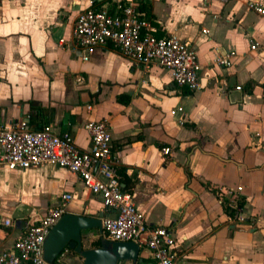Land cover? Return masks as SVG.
I'll use <instances>...</instances> for the list:
<instances>
[{"label": "crops", "instance_id": "obj_1", "mask_svg": "<svg viewBox=\"0 0 264 264\" xmlns=\"http://www.w3.org/2000/svg\"><path fill=\"white\" fill-rule=\"evenodd\" d=\"M110 1L0 0V123L30 114L31 126L50 123L87 149L84 123L104 117L125 174L121 186L148 223L171 228L176 264H264V16L248 0H140L153 34L176 33L196 49L200 87L190 90L176 85L167 68L145 69L111 43L83 58L86 49L72 39L75 19ZM251 41L258 48L250 49ZM215 45L234 51L230 66L214 60ZM177 106L183 112L171 114ZM237 184L244 223L227 219L218 192ZM65 191L74 194L67 211L107 212L65 167L0 164V218L11 219L0 223V250ZM101 234L85 230L84 247L99 245ZM139 255L141 262L118 264L155 263L143 245ZM82 261L65 248L56 264Z\"/></svg>", "mask_w": 264, "mask_h": 264}, {"label": "built area", "instance_id": "obj_2", "mask_svg": "<svg viewBox=\"0 0 264 264\" xmlns=\"http://www.w3.org/2000/svg\"><path fill=\"white\" fill-rule=\"evenodd\" d=\"M250 8L264 16L263 0H248ZM151 17L141 14L140 0H111L84 8L75 19L72 39L76 46L89 52L111 43L122 55L145 69L154 66L167 68L174 83L190 90L200 87V63L196 49L176 33L164 36L153 34ZM258 48L251 41L250 49ZM234 51L221 52L214 47V60L230 66ZM91 107L90 104L87 105ZM182 106L170 109L171 114L183 112ZM30 114L5 125L0 123V164L9 169L27 168L33 165L54 164L62 166L80 177L85 187L102 199L107 212L102 216L105 237L117 240H134L140 248L146 247L154 264H176L175 238L170 227L150 224L133 199V194L122 188L119 167L112 144L107 120L89 119L84 127L90 145L81 149L69 132L58 133L50 123L39 127L29 124ZM185 113L177 118L185 121ZM170 147H161L169 153ZM243 186H221V197L226 217L230 221L244 223L248 219L241 195ZM74 194L61 193L60 199L49 205L36 221L29 222L11 246L0 250V264H56L44 258L43 242L50 227L67 211L68 201ZM109 211V212H108ZM9 225L10 218H0ZM62 253V252H61Z\"/></svg>", "mask_w": 264, "mask_h": 264}, {"label": "water", "instance_id": "obj_3", "mask_svg": "<svg viewBox=\"0 0 264 264\" xmlns=\"http://www.w3.org/2000/svg\"><path fill=\"white\" fill-rule=\"evenodd\" d=\"M102 216L103 212L91 215L65 211L45 236L44 258L53 263L65 248H71L83 257L82 264H118L122 259L141 262L140 245L134 240L110 239L101 234L99 245L84 247L85 230L95 227L103 231Z\"/></svg>", "mask_w": 264, "mask_h": 264}, {"label": "trees", "instance_id": "obj_4", "mask_svg": "<svg viewBox=\"0 0 264 264\" xmlns=\"http://www.w3.org/2000/svg\"><path fill=\"white\" fill-rule=\"evenodd\" d=\"M119 173H120V182H121V178L123 177H125V174L121 171V169L119 168Z\"/></svg>", "mask_w": 264, "mask_h": 264}]
</instances>
